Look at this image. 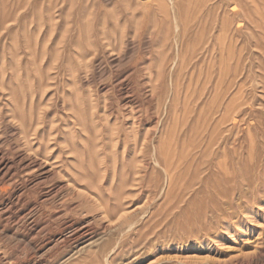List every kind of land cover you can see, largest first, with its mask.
<instances>
[{"label": "rangeland", "instance_id": "1", "mask_svg": "<svg viewBox=\"0 0 264 264\" xmlns=\"http://www.w3.org/2000/svg\"><path fill=\"white\" fill-rule=\"evenodd\" d=\"M0 152L20 264H264V0H0Z\"/></svg>", "mask_w": 264, "mask_h": 264}, {"label": "bare ground", "instance_id": "2", "mask_svg": "<svg viewBox=\"0 0 264 264\" xmlns=\"http://www.w3.org/2000/svg\"><path fill=\"white\" fill-rule=\"evenodd\" d=\"M189 20V19H188ZM188 22V21H187ZM193 22V20L191 21V23ZM176 24V23H175ZM185 25V24H184ZM191 25V24H190ZM187 26V28H188V25H186ZM183 28L184 27H182V30H183ZM186 27H185V29H187ZM190 28H191V26H190ZM183 33V32H182ZM183 39V38H182ZM181 39V40H182ZM180 44H181V42H180ZM194 47L195 46H193V49H194ZM192 49V50H193ZM193 56V55H192ZM192 56H190V58L192 57ZM192 59V58H191ZM173 62H175V61H173ZM174 64V63H173ZM118 89V88H117ZM185 120V119H184ZM210 120H211V118H210ZM234 120L232 119V122H233ZM208 122H210L209 121V119H208ZM208 122H206V124L208 123ZM209 124V123H208ZM216 127V126H215ZM216 130H218V128L217 129H215V131H212V133L213 132H215L216 133ZM215 133H213V135L215 134ZM219 133V135H216L217 136V138H218V136H220V132H218ZM222 135V134H221ZM152 137V136H151ZM194 138H195V136H194ZM197 138V137H196ZM191 139H193V137L191 138ZM216 139V138H215ZM239 139V138H238ZM164 141V140H163ZM162 141V142H163ZM167 141V140H166ZM165 141V142H166ZM188 141V140H187ZM186 141V142H187ZM190 141H192V140H190ZM189 141V144H191V145H193L194 144V142L192 141V143ZM203 141V140H202ZM213 141H215V140H212V142ZM164 143V142H163ZM163 143H161L162 145H160V146H163L164 144ZM184 143V142H183ZM188 143V142H187ZM187 143L185 144V146L187 145ZM202 143V142H201ZM199 144V143H198ZM184 145V144H183ZM190 145V146H191ZM211 145H212V143H211ZM200 146V145H199ZM199 146L197 147V149L199 148ZM204 146H206V145H204ZM184 147V146H183ZM202 147V146H201ZM165 148V147H164ZM164 148H163V150H164ZM168 148V147H167ZM166 148V149H167ZM161 149H162V147H161ZM165 149V150H166ZM186 149V148H185ZM188 149V150H187ZM186 150L189 152L190 150H189V147L187 148ZM193 149H195V147L194 148H192V150ZM196 149V150H197ZM210 148H208V150H209ZM163 150H161V151H163ZM182 150H184V149H182ZM203 150H204V148H203ZM207 150V151H208ZM165 152L166 151H164V154H165ZM193 152V151H192ZM204 152V151H203ZM167 153H168V149H167ZM167 153L165 154V155H167ZM184 153H186L187 154V152H183V154ZM196 153V152H195ZM131 154V153H130ZM182 154V155H183ZM189 155H190V152L188 153ZM201 154H203V153H201ZM207 154V153H206ZM169 155V154H168ZM185 155V154H184ZM193 155H195V154H193ZM192 155V156H193ZM163 156V155H162ZM170 156V155H169ZM186 157H188L187 155H186ZM194 157V156H193ZM192 157V158H193ZM36 158V157H35ZM166 158H167V156H166ZM6 159V158H5ZM169 160H170V157L168 158ZM167 159V160H168ZM35 160V159H34ZM4 161V155L3 154H1V152H0V163H2ZM37 161V160H36ZM39 161H41L40 159H39ZM39 163V162H38ZM41 163V162H40ZM168 163V162H167ZM36 164V163H35ZM45 164V163H44ZM43 164V165H44ZM169 164H170V162H169ZM41 166V165H40ZM172 166V165H171ZM169 167V166H168ZM36 168V167H35ZM1 169V168H0ZM44 169H46V168H44ZM51 169V168H50ZM167 170H169V169H167ZM173 170V169H172ZM171 170V171H172ZM200 170V169H199ZM48 171V170H47ZM43 172V171H42ZM53 173V172H52ZM50 174V173H49ZM55 174V173H54ZM168 174V173H167ZM171 174V173H170ZM170 174H168V175H170ZM172 175V174H171ZM170 175V176H171ZM51 176V175H50ZM170 176H168V177H170ZM47 177V176H46ZM166 178H167V176H166ZM172 178V177H171ZM168 179L169 178H167V181H168ZM156 180H158V179H156ZM14 181V180H13ZM169 181H170V179H169ZM168 181V182H169ZM20 182V181H19ZM170 183V182H169ZM169 183L168 184H166V185H168L169 186ZM17 184V183H16ZM165 185V186H166ZM5 186H6V184H5ZM16 186V185H15ZM171 186H172V184H171ZM170 186V187H171ZM3 187V186H2ZM167 187V186H166ZM162 190H164V188L162 189ZM4 190H3V188H1V192H3ZM11 191V190H10ZM4 194V193H3ZM2 194V195H3ZM21 194V193H20ZM27 194V193H26ZM19 195V194H18ZM30 196V195H29ZM11 197V196H10ZM27 197V196H26ZM36 197V196H35ZM27 198H25V196L23 197V196H18L17 197V202H15V203H17V204H20V203H23L25 200H26ZM33 200V199H32ZM99 200V199H98ZM44 201V200H43ZM39 202V201H38ZM99 202H100V207L103 209V211L105 212V214H107V212H108V210H107V206H105L104 205V203L101 201V200H99ZM12 203V202H11ZM11 203H9V204H11ZM15 203L13 202V204L15 205ZM25 203V202H24ZM43 203V202H42ZM38 204V203H37ZM62 204V203H61ZM61 204H59V206L61 205ZM12 205V204H11ZM35 205V204H34ZM56 205V204H55ZM75 205H77V204H75ZM21 206V205H20ZM33 206V205H32ZM40 205H38V206H36V207H39ZM45 206V205H44ZM49 206V205H48ZM58 206V207H59ZM57 207V208H58ZM63 207V206H62ZM14 208V207H13ZM28 208V207H27ZM35 208V207H34ZM71 208H74V207H71ZM70 208V209H71ZM21 209V208H20ZM30 209H32V208H30ZM36 209V208H35ZM69 209V208H68ZM11 210V209H10ZM14 210H15V208H14ZM74 210V209H73ZM18 211V210H17ZM29 211V210H28ZM35 211V210H34ZM54 211V210H53ZM57 211H59V210H56V212ZM70 211V210H69ZM68 211V212H69ZM72 212V211H71ZM8 213V212H7ZM16 213V212H15ZM29 213V212H28ZM51 213V212H50ZM61 213V212H60ZM60 213L58 212V214L60 215ZM3 214V213H2ZM13 214H14V212H13ZM24 213H22V215H23ZM40 214V213H39ZM39 214H37V215H39ZM54 214V215H53ZM57 213H52V217H53V220L55 221V219H56V217H58L59 215H58ZM15 215V214H14ZM35 215V214H34ZM48 215V214H47ZM62 215V214H61ZM0 216H2V215H0ZM7 216H8V214H7ZM11 216V215H10ZM24 216V215H23ZM22 216V217H23ZM28 216V215H27ZM31 216V217H30ZM30 216H28V217H23L21 220H22V229H24L25 228V230H26V227H29V233H30V235H31V237H29L26 233L25 234H22L23 232L22 231H19L20 229H21V227H20V229H18L16 232L14 231V232H12V231H10V228H9V223L10 222H8L9 220H7V221H5L6 223H4V224H6V225H8V227L6 228V230L4 231V233H5V236H4V238H3V240L5 241V246L3 247V259L5 260V262H7L8 264H20V263H22V262H27V261H34V250L35 251H37V253H42L43 254V256L45 255V253H47L49 250H53V245L54 246H56V245H59V242L60 241H62V243L64 244V242L66 241V239H68V238H65V237H61V238H59V236H61L62 234V232H63V230L62 229H65L64 227L66 226V227H70L71 228V226H74L75 225V219H74V221H72L73 219H71V218H68V219H71V220H69V221H67V219L66 218H64L63 219V222H62V225H56L55 223L56 222H54L53 224L51 223L52 222V220H51V218H50V220L51 221H49V222H43V220L44 219H46V217L42 220V222H40V218H38V220H37V218H32V215H30ZM15 217V216H14ZM17 217H18V215H17ZM60 217V216H59ZM3 218V217H2ZM5 218H7L6 216H5ZM11 218H13V217H11ZM18 219H19V217H18ZM41 219H42V217H41ZM48 219V218H47ZM58 219V218H57ZM78 219V218H77ZM15 220V219H14ZM59 220V219H58ZM10 221H11V219H10ZM18 221V220H17ZM46 221H48V220H46ZM82 221V220H81ZM15 222V221H14ZM20 222V221H19ZM77 222H78V220H77ZM84 223V222H83ZM119 223H120V221H119ZM12 224V223H11ZM15 224H16V222H15ZM19 224H21V223H19ZM59 224V223H58ZM65 224H67V225H65ZM77 224V223H76ZM79 224V223H78ZM81 224V223H80ZM121 224V223H120ZM3 225V224H2ZM12 225H14V224H12ZM84 225H85V223H84ZM87 225V224H86ZM117 225V224H116ZM115 225V226H116ZM18 226V225H17ZM20 226V225H19ZM68 227V229H70ZM75 227V226H74ZM118 227V226H117ZM121 227V226H120ZM127 227H129V226H127ZM132 227H133V225H132ZM15 228H17V227H15ZM14 229V228H13ZM89 229H91V228H88V226L87 227H85V226H77L76 227V229H75V233H74V235H75V240L77 239L79 242H78V249H80V250H83V249H85V248H89V247H91V245L94 243V238H93V236L92 235H90V231H89ZM94 229V228H93ZM3 230V229H2ZM12 230V229H11ZM66 231V230H65ZM69 231V230H68ZM72 231V230H71ZM93 231V230H92ZM95 231V230H94ZM2 232V231H1ZM72 232H74V231H72ZM71 232V233H72ZM34 235H33V234ZM36 233V234H35ZM97 233V232H96ZM73 234V233H72ZM95 234V233H94ZM93 234V235H94ZM59 235V236H58ZM68 235V234H67ZM32 236H34V237H32ZM66 236V235H65ZM1 237V236H0ZM94 237H95V235H94ZM69 238H71V237H69ZM72 239V238H71ZM74 239V238H73ZM95 239H97V237L95 238ZM37 241H39L40 242V245H39V243L37 242ZM68 241V240H67ZM66 241V242H67ZM16 244H15V243ZM69 242V241H68ZM96 242V241H95ZM3 243V242H2ZM13 243H14V245H13ZM23 244L25 245V244H27V248H23V249H27L28 251H25V254H23V253H21L23 250H21L22 249V247H23ZM61 244V243H60ZM67 244V243H66ZM68 245V244H67ZM94 245V244H93ZM92 245V246H93ZM57 247V246H56ZM74 247H76V246H74ZM60 248H61V246H60ZM87 248V249H88ZM56 249H59V248H56ZM2 250V249H1ZM62 250V249H61ZM63 250H65V248L63 249ZM67 250V249H66ZM65 250V251H66ZM70 249H68V251H69ZM95 250H96V248H95ZM95 250H93V251H95ZM58 251V250H57ZM57 251H56V254H57ZM67 251V252H68ZM73 251V250H72ZM71 251V252H72ZM75 251V250H74ZM73 251V252H74ZM77 251V250H76ZM28 252V253H27ZM30 252H33V255H29V253ZM80 252V251H79ZM113 252V251H112ZM0 253H1V251H0ZM1 253V254H2ZM51 253V252H50ZM27 254H28V257H27ZM49 254V253H48ZM47 254V255H48ZM55 254V257H57V255ZM59 254H64V252L62 253L61 251H60V253ZM77 254H78V252H77ZM82 254V253H81ZM111 254V253H110ZM38 255V254H37ZM46 255V256H47ZM53 255L54 254H52V257H53ZM66 255H68L67 253H66ZM2 256V255H1ZM0 256V257H1ZM49 257L48 258H50V256L51 255H48ZM55 257H53L54 259H55ZM60 257H62V256H60ZM72 257H74V255L72 256H70L69 258H72ZM59 258V257H58ZM57 258V259H58ZM93 258H97V254H96V252H93V255H91V259H93ZM2 259V260H3ZM53 260V259H52ZM109 260V259H108ZM88 262V261H87ZM34 263V262H33ZM80 264V263H79ZM87 264V263H86Z\"/></svg>", "mask_w": 264, "mask_h": 264}]
</instances>
